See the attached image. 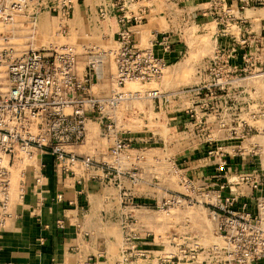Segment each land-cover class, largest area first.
<instances>
[{"label":"built area","instance_id":"1","mask_svg":"<svg viewBox=\"0 0 264 264\" xmlns=\"http://www.w3.org/2000/svg\"><path fill=\"white\" fill-rule=\"evenodd\" d=\"M131 1L101 3L96 13L98 24L109 18L113 9L117 10L115 45L83 46L87 58L84 71L79 74L72 44L34 45L38 14L45 10L56 15V32L66 34L73 0H0V231L11 215L9 205L21 202L27 192L24 180L15 184L10 170L36 169L38 165L33 164V159L35 152L40 151L53 156L58 170L80 169L89 174L102 170L104 181L121 191V200H131L134 190L145 182L150 195L154 194L151 209L156 214L195 204L198 198L191 192L201 189L203 202L200 203L216 220L212 241L202 243L182 229L169 233L163 230L159 234L150 230L144 238H151L158 248L141 247L131 211H125L119 218L123 235L117 264H264V192L261 191L264 169L247 168L245 163L241 169H233L231 163L236 156L254 159L261 150L258 142L249 140L253 137L251 131L261 130L255 120L258 122L262 111L260 103H256L257 114L246 118L241 114L242 107H238L235 116L231 111L237 106L228 104L231 91L238 95L251 92L246 80H256L261 74L256 70L247 74L245 70L250 65L256 68V64H261L260 56L236 45L227 50L215 48L206 59L207 69L220 63V75L210 70L204 73V78L210 79L205 83H200L201 77L194 85L166 90L162 81L171 62L157 50L162 54L171 51L174 40L169 32L154 30L146 45L137 43L133 25L145 19V11L128 15L125 10ZM239 1L238 13L259 3ZM222 9L227 16L225 24L239 25L245 21V17L235 15L230 7L224 8L222 4ZM240 44L264 46L253 37L242 39ZM110 58L114 70L107 67ZM104 76L109 81L108 88L94 93L93 83ZM128 82L140 87H126ZM150 83L156 86H143ZM252 92L256 93L254 89ZM142 100L149 102L158 129H163L169 119L177 122L174 125L195 126L192 136L197 144L186 152L182 162L172 160L171 170H165V175L168 171L170 176L177 177L174 181L189 193L167 189L164 183L159 186V178L150 175L151 170L146 171L147 179L141 174L145 170H138L146 167L148 157L133 147L129 134L134 131L130 125L136 116L144 114L135 105ZM201 108L206 111L202 112ZM90 121L99 124L98 135L105 145L94 152H79L77 147L85 143ZM200 123L207 126L205 134L198 130ZM152 136L153 133L148 138ZM193 154L201 157L199 168L210 165L213 172L201 176L188 174L187 157ZM40 179L41 174L36 181ZM153 179H157V186H151L155 184ZM126 182L130 187H126ZM61 197L57 195L58 199ZM57 226L63 228V220H57ZM82 264L91 263L86 260Z\"/></svg>","mask_w":264,"mask_h":264},{"label":"crops","instance_id":"2","mask_svg":"<svg viewBox=\"0 0 264 264\" xmlns=\"http://www.w3.org/2000/svg\"><path fill=\"white\" fill-rule=\"evenodd\" d=\"M73 1V11L67 20L66 34L56 32L58 28L56 15L45 10L38 14L34 45L39 47L49 43L64 42L72 44L77 53V72L82 74L87 58L83 46L94 44L90 38L92 35L94 38L103 35L108 41L113 40L111 46L115 45L117 10L113 9L109 18L98 24L97 10L106 0ZM205 1V7L208 5L210 7L213 0ZM222 2L224 8L228 4L234 14L245 17V21L239 22V25L230 22L218 23L214 19L208 21V25L213 27L212 36L215 35L214 41L217 46L236 45L239 49L247 50L252 46H246L240 42L244 38L252 37L258 38L264 44V0H255L259 2L257 6L253 5L239 13L237 11L239 0H222ZM179 3V0H132L125 10L128 15L137 14L142 9L145 11L143 23L133 25L134 38L141 46L144 45L142 44L143 32H147V42L154 30L169 32L174 40L172 50L164 54L157 50V53L173 62L171 65L178 62L175 60L180 58L184 47L181 40L176 39L175 36L180 29L179 21H175L177 15L181 13L178 8ZM209 12H211L210 9ZM157 21L160 22L161 27L157 25ZM215 31L222 33H215ZM96 44L100 45V42L97 41ZM256 49L254 52H249L253 54L257 52L262 63L264 59L261 57L264 50L260 48L259 50L262 51L258 52L257 47ZM107 67L111 68L110 63ZM105 79L106 76L93 83L94 93H101L108 88V86L106 88ZM107 83L109 84V81ZM253 89L256 92L255 86ZM145 104L148 107L141 115L142 118L149 116L152 111L149 102ZM256 121L255 123L258 124ZM99 130V124L90 121L87 139L85 143L77 147V151L94 152L102 146L104 142L98 135ZM139 131L129 134L133 143L134 140L138 142V139L148 138V133ZM199 156V154H193L187 157L188 166L185 171L198 176L212 173L213 166L198 167L201 162ZM33 161V164L38 165L36 169L10 170L15 184L20 179L24 180L27 192L21 202H12L8 207L11 215L0 231V264H82L86 260H90L91 264H117L119 245L123 235L119 218L125 211H131L133 227L140 234L138 245L144 248H158L155 242L150 241L151 238L148 237V240L144 238L146 234L148 235V231L155 227L151 214L156 216V212L152 210L151 198L154 194L150 195V189L145 182L140 183L134 190L135 194L131 200H121V191L113 184H107L104 181L102 170H98L95 174H89L80 169L74 172L58 170L53 156L48 152L36 151ZM231 163L233 169H241L244 163L247 168L259 167L256 158L252 159L251 156H236ZM39 168L41 170H38ZM158 171V185L161 186L165 170ZM39 174L41 179L37 182L36 177ZM143 177L149 178L146 175ZM126 187H130L128 182ZM261 191L264 192V186ZM58 194L62 195L60 199L57 198ZM57 220H63V228L57 226ZM157 223L160 222L157 220Z\"/></svg>","mask_w":264,"mask_h":264},{"label":"rangeland","instance_id":"3","mask_svg":"<svg viewBox=\"0 0 264 264\" xmlns=\"http://www.w3.org/2000/svg\"><path fill=\"white\" fill-rule=\"evenodd\" d=\"M179 1L180 3L178 8L180 9L181 13L180 15H177L175 21H179L180 29L176 32L175 36L176 39L181 40V43L184 45V47L180 58L175 60L178 62L169 66L165 71L162 85L166 90L194 85L199 80H201V77L203 78L200 83H205L210 79L206 80L204 78V73H209L210 70H212L213 74L218 73L220 75L222 72L220 63L212 65L209 69H207L208 63L206 62V59L208 56L212 55L215 48L221 47L225 50L229 48L222 45H220V47L217 46L214 41L215 35L212 36V32H214L212 30L213 27L207 23L211 19H214L218 23L226 22L227 16L224 14L222 9V0L212 1V5L210 7L209 5L208 7H205V0ZM226 7H229L228 4H226ZM209 9L211 12H209ZM206 12L207 14L205 15ZM206 17L209 18L206 19ZM156 23L158 26H160L159 21ZM216 32L222 33L221 31H215V33ZM90 38L95 45H97V41H99L100 45L103 47L113 44L112 39L108 41V39H106V37L103 35L96 38H94V35H92ZM146 42L147 32H143L142 44L145 45ZM214 44H216L215 47ZM258 48L264 50V46L258 45ZM248 50L254 52L256 47L252 46V48H248ZM262 50H258V52H261ZM261 59H264V51H262ZM109 63L111 69L114 70V65L111 58L108 60L107 66ZM256 66L257 67L254 68V64L250 65L249 68L245 70L247 74L250 72L253 73L254 70H256L254 72L261 74L260 77L256 78V80H246V87H250L253 90V87L255 86L256 93H253L251 90L250 93L247 92L238 95L237 93L231 91L228 96V104L233 108L237 106L236 110L231 111L235 113V116L239 113L238 107H242L243 110L241 114L242 116L246 117L256 113L254 112L256 109V107L254 108V104L260 103L262 116L258 120V126L261 128V130L257 131L252 129L253 131H251V135H253V137L249 141L252 140L259 143L261 150L258 151V153L255 155V158L259 163L258 165L264 169V61H262L261 64H256ZM204 68L206 71H204ZM107 81L108 80L106 78L104 80L106 83V88L109 85ZM234 85H237V83H234ZM234 85L230 84L229 86L232 87ZM143 86L152 87L156 86V84L150 83ZM126 87L139 88L140 84L128 82ZM145 102V100L138 101L135 105L137 108H139V110L141 109L146 112L148 106L145 104ZM208 106H210V104H208ZM201 111L205 112L206 110L205 108H201ZM142 114L143 113H139V115L136 116L135 121L133 125H130V128L134 130L133 132L140 130V133L144 132L146 134L148 133L149 135L153 133V136L143 140L138 139V142L134 140V143H132L134 148L138 149L139 151H144L148 157V163L146 167H138V170H145L143 173H141L144 175L147 173V170H151L150 175H154L159 178L157 174L158 170H171V161H177L178 163L182 162L186 152H188L192 146L197 144V141H195L192 136V131L195 132V126H191L189 123L186 126L182 124L174 125L177 122L169 119V123H167L163 129H158L156 122L152 118V113L149 114L148 119H143L142 117L140 118V115ZM169 115L170 114H168L166 117L168 118ZM197 127L202 134H205L207 129L205 123H200ZM247 143L248 141H244L245 146L248 145ZM153 170L156 171L154 172ZM162 178V182L165 184L167 189H174L184 193H189V191H185L184 188L177 185V182L174 181L177 179V177H174L173 175L170 176L168 171H166V175ZM153 182H155V184L153 183L154 185L151 184V186H157V179H153ZM154 189L155 188H151V190ZM200 192V188H197L195 192H191V194L193 193L194 195H197L198 198V201H196L193 205H183L179 208L172 209L170 213L166 214L157 213L156 216H154L155 214H151L153 215L151 218L155 222V227L152 229L156 233L163 230H166L167 233H169L168 231H177L182 229L187 230L188 233L191 232L196 236L195 239L202 243H208L212 241V239L215 237L213 234L216 228V220L212 218L206 207L200 203L203 202V197L201 196ZM157 220L161 224L157 223Z\"/></svg>","mask_w":264,"mask_h":264}]
</instances>
